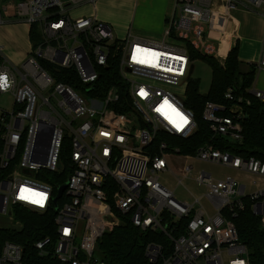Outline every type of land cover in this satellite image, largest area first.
<instances>
[{
  "label": "built area",
  "instance_id": "2783aa9c",
  "mask_svg": "<svg viewBox=\"0 0 264 264\" xmlns=\"http://www.w3.org/2000/svg\"><path fill=\"white\" fill-rule=\"evenodd\" d=\"M81 1L0 0V25L16 20L39 34L15 65L6 63L0 45V94L12 98L10 111L0 109V167L10 168L0 178V215L10 223H0V232L22 231L16 206L53 210V234L34 243L38 252L63 264H106L98 242L119 226L120 216H128L141 231L165 237L146 243L149 264H251L228 214L249 204L264 226V160L221 149L215 138L242 142L250 99L228 87L226 103L205 101L201 116L212 135L193 154L181 153L164 136L187 139L196 133L194 111L184 101L192 52L224 67L240 40L233 10L262 19V50L253 64L264 70V0H172L160 40L135 34L132 26L114 39L112 26L95 12L72 15ZM112 65L125 85L100 90L101 69ZM63 69L75 73V88L59 79ZM249 92L264 102V90L251 86ZM123 107L128 109H117ZM64 140L67 178L57 197L61 185L55 189L44 178L63 169ZM174 156L236 174L214 178L201 170L194 179L205 192L180 199L174 190L193 166H181L173 186L162 183L160 174L172 172L168 160ZM0 242V264H22L23 245L6 237Z\"/></svg>",
  "mask_w": 264,
  "mask_h": 264
},
{
  "label": "trees",
  "instance_id": "16d2710c",
  "mask_svg": "<svg viewBox=\"0 0 264 264\" xmlns=\"http://www.w3.org/2000/svg\"><path fill=\"white\" fill-rule=\"evenodd\" d=\"M29 38L33 45L39 40V34L34 28H30ZM239 44L230 50L226 63L222 67L215 59L208 56L192 52L191 59L201 60L209 64L212 71V79L206 94L199 92V79L191 78L185 91V104L190 107L195 114L198 129L196 133L187 139L179 137H167L173 144L180 147L183 154H193L197 146L209 141L212 135L207 123L202 119V109L205 101L216 103H226L223 98L224 91L232 87L234 94L250 99V105L245 106L246 118L243 121L242 142L231 141L222 136H216L217 146L230 153L243 157H255L264 160V102L255 99L249 92L255 76L256 68L254 64H248L245 68L241 66L238 57ZM58 75L59 79L72 87H76V82L70 80L75 78L72 69H63ZM97 85L100 90L109 86L125 85L117 67L114 65L101 69L100 78ZM119 111H126L128 108H117ZM2 138L0 132V151L2 148ZM229 149V150H228ZM69 160L68 140H64L60 153V166L63 169L59 172L50 173L45 177L56 189L62 185L67 178L66 164ZM10 168L0 167V178L8 174ZM55 212L47 210L38 213L22 206L15 207V217L24 223L21 232H0V237L21 243L24 247L22 264H63L49 254H40L34 243L45 236L53 234V219ZM121 222L113 231L106 233L98 242V252L106 264H149L144 256L145 245L150 240L164 241L165 237L161 232L141 231L135 227L128 216H120ZM228 218L234 223L240 241L246 246L248 259L251 264H264V226L260 225L259 217L255 215L250 205L247 204L243 210ZM1 243V242H0Z\"/></svg>",
  "mask_w": 264,
  "mask_h": 264
},
{
  "label": "rangeland",
  "instance_id": "374dc122",
  "mask_svg": "<svg viewBox=\"0 0 264 264\" xmlns=\"http://www.w3.org/2000/svg\"><path fill=\"white\" fill-rule=\"evenodd\" d=\"M171 6L172 0H83L80 4L74 6L71 12H73L74 15L86 11L97 13L102 20L112 26L114 39L122 38L126 28L132 25L133 32L160 40L162 39V31L166 25L163 18L171 9ZM232 15L239 22L238 25L241 24L238 30L239 36L241 38L246 37L248 40V44L243 48H241V43H239V58L245 62L250 61L253 58L249 55L254 46L262 41L263 21L258 15L243 11L239 8L233 10ZM8 28L10 27L7 26L4 32L3 29L0 30L3 38L15 36L16 32H14V34L11 29ZM11 51V49H7L4 52L7 57L6 63L10 66L14 65L13 62L18 61L17 57H12L13 52ZM193 65L194 68L190 77L199 79V92L201 94H206L212 79L211 67L208 63L201 60H194ZM255 81L256 83H261L258 89H264V70L257 71ZM37 100L39 101L40 98L37 97ZM0 109L7 111L12 109V98L9 94H0ZM168 161L172 172L161 173L160 181L169 186H173L177 178H181V171H179L181 166L187 163L193 166L190 176L188 178H183L181 184L174 190L175 195L180 199L189 198V192L197 196L205 192V188L198 186L194 179L201 170L210 172L214 178H221L227 174H236V172L225 166L196 159H186L182 156L171 157ZM174 174H178V176ZM201 203L206 208L211 207L206 198H202ZM0 223L6 225L10 223V220L0 215Z\"/></svg>",
  "mask_w": 264,
  "mask_h": 264
},
{
  "label": "crops",
  "instance_id": "0c3cea01",
  "mask_svg": "<svg viewBox=\"0 0 264 264\" xmlns=\"http://www.w3.org/2000/svg\"><path fill=\"white\" fill-rule=\"evenodd\" d=\"M92 13H94V12H87L86 11V12L76 13L74 15L73 12H72V15L73 16H84V15H90ZM96 15H98V14L96 13ZM98 17L101 18L99 15H98ZM238 24H239V22H238ZM7 26L10 27L8 29H11V31L13 33L16 32V34L14 33L15 36L4 37L3 38V36L0 33V45L3 46L4 52L7 49H11L12 50L11 52H13V56L12 57H17L18 58L17 62H13V64L15 65L16 63L18 64L22 59H24L26 54L29 52V49H30L31 43H32L30 38H29L30 28H29V26L27 24H24L23 22H18L16 20H8L6 23L0 25V30L3 29V32H4V29ZM130 26H132V25H130ZM240 26H241V24L239 25V28H240ZM262 31H263V23H262ZM134 33L138 34L136 32H134ZM139 35H141V34H139ZM141 36H144V35H141ZM239 43H241V48H243L245 45L248 44V40H247L246 37H243V38L240 37ZM261 50H262V41L259 44H257L256 46H254L252 52L250 53L249 56L252 57L253 59H251L250 61H246L245 62L244 60L239 58V60L241 61V66L245 68L248 64L255 63L258 60L259 56H260ZM238 57H239V55H238ZM6 59H7V57H6ZM255 79H256V76H255ZM255 79H254V81H255ZM260 84H261L260 82L256 83V81H255V82H253L252 86L254 88H258V86H260ZM259 88H261V87H259Z\"/></svg>",
  "mask_w": 264,
  "mask_h": 264
},
{
  "label": "water",
  "instance_id": "95a60500",
  "mask_svg": "<svg viewBox=\"0 0 264 264\" xmlns=\"http://www.w3.org/2000/svg\"><path fill=\"white\" fill-rule=\"evenodd\" d=\"M193 71V66H191L190 68V73ZM65 189V185H61L59 188H58V193H57V197H60L62 192L64 191Z\"/></svg>",
  "mask_w": 264,
  "mask_h": 264
},
{
  "label": "snow or ice",
  "instance_id": "6c2138e0",
  "mask_svg": "<svg viewBox=\"0 0 264 264\" xmlns=\"http://www.w3.org/2000/svg\"><path fill=\"white\" fill-rule=\"evenodd\" d=\"M0 80H3V78H0ZM0 86H2V84H0ZM241 264H242V262H241Z\"/></svg>",
  "mask_w": 264,
  "mask_h": 264
},
{
  "label": "bare ground",
  "instance_id": "6f19581e",
  "mask_svg": "<svg viewBox=\"0 0 264 264\" xmlns=\"http://www.w3.org/2000/svg\"><path fill=\"white\" fill-rule=\"evenodd\" d=\"M229 150V149H228Z\"/></svg>",
  "mask_w": 264,
  "mask_h": 264
}]
</instances>
